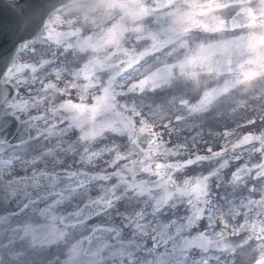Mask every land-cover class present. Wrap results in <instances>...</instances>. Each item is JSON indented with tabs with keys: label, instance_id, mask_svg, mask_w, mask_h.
I'll use <instances>...</instances> for the list:
<instances>
[{
	"label": "clouds",
	"instance_id": "clouds-1",
	"mask_svg": "<svg viewBox=\"0 0 264 264\" xmlns=\"http://www.w3.org/2000/svg\"><path fill=\"white\" fill-rule=\"evenodd\" d=\"M19 2L0 264H264V0Z\"/></svg>",
	"mask_w": 264,
	"mask_h": 264
},
{
	"label": "water",
	"instance_id": "water-1",
	"mask_svg": "<svg viewBox=\"0 0 264 264\" xmlns=\"http://www.w3.org/2000/svg\"><path fill=\"white\" fill-rule=\"evenodd\" d=\"M24 7L27 5H22L19 0H13L12 8L6 3L0 6V61L30 33V29L26 28L27 19L21 15Z\"/></svg>",
	"mask_w": 264,
	"mask_h": 264
}]
</instances>
